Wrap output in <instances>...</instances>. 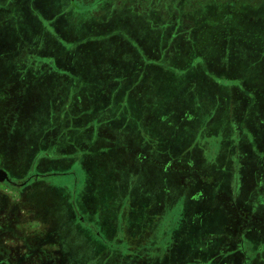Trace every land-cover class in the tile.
<instances>
[{"label":"rangeland","instance_id":"1","mask_svg":"<svg viewBox=\"0 0 264 264\" xmlns=\"http://www.w3.org/2000/svg\"><path fill=\"white\" fill-rule=\"evenodd\" d=\"M253 1L255 5H246L241 10L244 9L247 18L264 20V0ZM123 2L117 1L113 7L91 16L88 11H81L83 7L78 11L70 8L71 0H0V93L6 92L12 83L14 89L22 92L13 113L8 108L4 117L8 138L0 135V169L7 171L14 183H24L28 172L34 176L39 173L38 168L47 169L45 162L40 167L37 166L40 161L33 164L31 158V147L35 150L45 147L54 149L49 150V155L70 151V156H77L71 157L69 163H73L79 185L84 189L90 179L86 181L79 170L80 164L76 163L81 156L88 165L92 164L88 169L94 180L96 166L98 170L107 164V171L114 166L123 183L129 179L130 169H136L137 174L129 182L130 186L136 182L132 199L155 198L160 205L166 203L169 193L170 199L177 195L184 207L192 203L190 198L198 197L203 202L210 199V204L199 206L202 212L189 226L191 235L180 249L185 264H191L197 256L209 260L215 243L205 240V233L221 234L227 220L226 211L214 200L216 190L231 186L238 153L236 175L246 188L260 184L258 178L253 179L260 162L264 174V112L255 100L249 117L240 112L252 103L247 73L257 74L254 79L264 83V25L248 22V28L260 31V38H250L247 47L237 48L235 52L234 43L221 42L215 56L224 62L216 60V67L206 62V57L196 55L206 65H197L199 70H195L189 68L196 61L195 43L188 32L192 30L185 29L174 18L172 14L176 11L160 15L154 11L155 0H136L133 12L131 4L124 6ZM145 4L150 9L145 10ZM172 4L175 9L180 8L178 3ZM161 19L162 23L155 24ZM182 31L186 38L182 51L186 52L181 56L176 51L177 40L172 36L176 32L182 36ZM178 59L183 60L182 66L174 64ZM234 89L242 96L240 102L231 95L236 94L232 93ZM215 94L219 96L217 102L212 100ZM234 104V112L240 116L236 128L239 139L226 143L225 137L214 135L209 150L213 158L207 166L202 150L209 136L203 134V129L210 124L216 133L221 131L218 128L223 122L232 123ZM172 110L184 115V120L180 123L177 118L172 120ZM186 111L191 117H186ZM105 129L112 132L111 137H104ZM228 130L229 125L225 132L229 133ZM60 144L63 146L59 148ZM150 153L151 159H146ZM173 159L176 167L182 166V160L183 164L190 161L207 166L214 180L204 184L205 193L192 179L188 182L186 169L182 171L181 167V172H172ZM51 161L62 162L63 158L55 157ZM70 181L71 177H62L56 183L66 185ZM114 184L102 185L110 196L102 194L98 201L108 203L126 197V189L120 188V195L111 191ZM260 188L264 189V183ZM175 189L179 190L177 194ZM255 191L242 190L240 199ZM53 209L58 210L60 219L69 213L77 219L74 209L65 216L61 208ZM180 217L183 219V215ZM125 224L127 229L130 223ZM179 225V220L170 225L166 218L164 230L170 228L173 233ZM260 236L264 244V233ZM74 239L77 242L76 235ZM77 246L78 243L76 249H69L68 255H62L61 249H52V257L48 254L50 259L44 255L42 260L32 262L26 261V249H0V260H6L7 264H95L97 255ZM99 248L100 254L103 249ZM223 253L224 257L230 256L227 248Z\"/></svg>","mask_w":264,"mask_h":264},{"label":"crops","instance_id":"2","mask_svg":"<svg viewBox=\"0 0 264 264\" xmlns=\"http://www.w3.org/2000/svg\"><path fill=\"white\" fill-rule=\"evenodd\" d=\"M98 1H102L99 2ZM117 1L120 0H71L70 8L75 10H80L81 7H83V12L88 11L87 13L89 15H97L98 11L108 9L106 6L110 4H115ZM77 10V11H78ZM70 11V10H69ZM101 13V12H100ZM215 63V62H214ZM215 65V64H211ZM216 67V65H215ZM199 70V69H195ZM184 73V72H183ZM246 75V74H245ZM250 73H247L246 76H250ZM219 84H222V81H219ZM236 85V84H235ZM8 91H11V87L7 89ZM236 94L234 95L236 101L238 100V92L234 89V92ZM240 93V92H239ZM216 95V94H215ZM214 99H219V96H214ZM217 102V101H215ZM252 105V106H251ZM251 106V107H249ZM248 106V108L245 106L241 109L238 108V110H241L240 112H243L244 115L250 116L249 111L253 109V103H251ZM216 107V105L214 106ZM235 104L232 106L233 113L232 118L233 122L229 124H224V122L219 125V128L221 131L215 133V128L213 125L206 124V128L203 130V134L207 137L204 141V150L203 152V162L207 166H209V159L213 158V152L211 153L210 148L212 144V139L214 135L216 137H225L226 143L229 142L231 139H239L238 132L236 131V128L239 125L238 118L240 116L237 115L234 111ZM225 109V108H224ZM184 109L182 108V113ZM231 111V110H229ZM228 111V112H229ZM176 113H172V120H174V116ZM241 114V113H240ZM231 115V113H230ZM184 115H182V118L180 117L178 120V123L180 121L184 120ZM108 123V122H105ZM194 124V123H193ZM232 124V125H231ZM229 125V133H226L225 130L228 129ZM210 126L209 130L208 127ZM234 127V128H233ZM107 129H105L106 131ZM109 131V130H108ZM210 131V132H209ZM214 131V132H213ZM110 137L112 136V132H110ZM201 135V134H200ZM156 136V135H153ZM201 139V137H200ZM225 140H222L223 142ZM230 140V141H231ZM262 142H264V137ZM63 146V144L59 145V148ZM215 146V144H214ZM231 148V147H229ZM234 148V146H233ZM231 148V149H233ZM230 149V150H231ZM65 151V150H64ZM67 152V151H65ZM64 152V153H65ZM148 152V151H146ZM239 152V151H238ZM70 153V151H68ZM208 154L209 157H208ZM146 159H151V153L145 156ZM206 157V158H205ZM240 152L237 156V163L239 162ZM233 158V157H232ZM53 160V159H52ZM70 160V159H69ZM150 161V160H149ZM232 161V160H231ZM62 162H54L52 161L51 167H47L46 170L40 169L38 172L42 173V175H61L57 177L48 178L45 181V185H39L38 183H32L27 186L23 190H17L14 188L9 187L6 183L0 182V249H61L62 255L69 254V249H76V244L78 243L77 249H89L88 254L95 253L97 257L95 258V261H93L95 264H124L123 260V254H118L117 259L116 253H111L110 251H105V249L101 250L99 254V247H101L100 244V234L103 232H106L107 227L109 229H113L119 234V228H125L126 222H131L133 219V212L134 211H140L142 213V208L140 204L143 205L146 204L145 200H142L141 203H139L138 199H135L132 197L134 196V191L136 190V182L134 180L133 185L129 186L127 188V192H124L127 198L124 200L122 199H115L110 200L108 203H105L102 199L98 201L99 203V209H95L92 207V199L87 200L88 204L86 203V200L83 196H80L81 199L77 200V203L80 201L84 204H87L89 206V211L87 212L88 219H85L84 216H81L79 219L81 223L77 221L75 216H71L69 212L73 210L71 206L73 204L77 206L76 202L72 200V193L77 192V194L82 192L84 195L85 189L82 187V185H79L78 181V173L74 170V167H72V164L66 162L65 164H68V167L62 168L60 167V163ZM152 162V161H150ZM153 163V162H152ZM171 169L174 171L181 172L184 169L187 170V177L189 178L188 182L193 180V182L196 183L201 189L204 187V184L211 183L214 180V176L210 174L208 171L207 166H200L196 165L194 162H188L183 164L182 160V166H175L176 161L175 159L171 160ZM235 164L236 169L233 170L234 177H232V184L228 188H223V190H216L217 195L214 198V200L217 202L219 207H222L226 211V217L227 220L225 222V226L223 227V233L224 231L230 232L234 237L235 235H238L239 238L246 237L247 234H252L254 231L257 232V235L260 236V234L264 233V189H261L260 186L262 183H264V174L261 172V164L259 163L260 168H258V174L254 176L253 179L258 178L260 184H255L250 187H245V182L243 180L238 179L236 175V170L239 168V166ZM44 162L42 160L38 163L37 166H42ZM79 165V164H78ZM36 166V168H37ZM179 170V168H181ZM209 168V167H208ZM79 170H82L85 178V170L83 167V164L80 165ZM224 170H226L224 168ZM7 172V171H6ZM46 172V173H44ZM232 172V171H231ZM8 173V172H7ZM71 173L72 176H67V174ZM133 174H137V170L130 169V178ZM260 175V176H257ZM62 177H71L72 182L66 183V185L58 184L56 183V180L58 178ZM134 177V176H133ZM56 178V179H55ZM55 179V180H54ZM87 181V179H86ZM143 179L141 180V182ZM182 181V180H181ZM181 183V182H180ZM87 185V183H86ZM45 186V187H41ZM247 189V191L256 190V194H253V196H250L252 193H249L248 196H244L243 200L240 199L242 190ZM43 189H46L48 192L45 194ZM174 191L176 194L179 191L178 189H175ZM205 193L206 189H202ZM237 193V194H236ZM90 193H88L89 195ZM132 195V196H131ZM53 198V199H52ZM179 197L177 195L170 199L169 193L167 194V200L165 204H157V200L155 198H152V200L149 199L150 205H154V207L151 208V211H144L142 216L138 217L139 220L143 222L139 223H147L149 221H152L156 214L164 215L168 220L170 225L175 222L176 220H179L180 228L177 230H174L173 233L170 232L168 235V239L170 240V248L173 249L171 251L170 257L164 260L162 264H185L184 263V256L181 255L182 249V243L185 241L186 238H188L191 234L190 232V225L191 223H194L198 215L202 212V209L199 208L200 205H206L207 203L210 204L209 201H200L198 197L195 199L190 198V201L192 203L187 206H182V202L178 200ZM55 200V202H53ZM160 200V199H159ZM178 204V208L176 209L175 205ZM108 204L113 206L110 209L108 208ZM181 205V207H180ZM164 206V207H162ZM55 207L61 208L63 211V214L65 216V213H69V215H66L65 218L60 219L56 209H53ZM124 208L123 210L121 208ZM142 207V206H141ZM205 208V207H204ZM70 209H72L70 211ZM106 210V212H105ZM132 211V213H131ZM183 211V213H182ZM90 212L93 214L89 215ZM62 214V213H60ZM118 215L121 216L120 220L121 223L118 222ZM135 216L137 214H134ZM180 215H183V219L180 217ZM125 217V219H124ZM128 218V220L126 219ZM181 218V219H180ZM124 219V221H123ZM183 221V223H182ZM123 222V223H122ZM130 226V225H129ZM184 226L186 229H184ZM190 226V227H189ZM89 227H92L90 229ZM139 228L138 226H136ZM142 227V226H141ZM183 227V229H182ZM128 229V228H127ZM125 229V230H127ZM142 228H139L138 230H141ZM122 231H125L124 229H121ZM93 231H96L95 235L92 233ZM183 231V235H182ZM128 232V231H127ZM130 233V232H129ZM91 234L94 235L91 238ZM207 236H205V240H211L213 237L216 236V234L211 233H205ZM77 236V242L75 241L74 237ZM202 234L199 238L202 239ZM190 239V238H189ZM227 242V241H226ZM117 245H120L119 242H116ZM99 246V247H98ZM98 249H97V248ZM95 248V249H92ZM98 250V251H96ZM212 256L209 260H203L202 258H198V256L193 260V262H190L191 264H239L235 261H225L222 256L224 255V249H211ZM120 255V256H119ZM220 256V257H219ZM243 257V256H242ZM239 258V257H238ZM125 259V258H124ZM241 259V258H240ZM219 260V261H217ZM223 260V261H222ZM153 264H157L156 261H154Z\"/></svg>","mask_w":264,"mask_h":264},{"label":"trees","instance_id":"3","mask_svg":"<svg viewBox=\"0 0 264 264\" xmlns=\"http://www.w3.org/2000/svg\"><path fill=\"white\" fill-rule=\"evenodd\" d=\"M123 1H124L123 2L124 6L131 4L130 11L135 12L134 4L136 0H123ZM262 1L263 0H261L260 2ZM98 2L100 4V2L102 1H98ZM155 2L157 3H155L154 5V11L156 13H159L160 15L165 14L168 11H176L175 14H172L174 18L178 19V21L181 24L185 25V29L192 30L188 32H191L192 34L191 38L195 43L194 55L206 57L207 59L206 62H209L210 64H214V62L216 60L218 61L219 59L220 61L224 62L221 57L217 58L215 56L216 53H219L217 48L219 47L221 42L234 43L233 47H234V52H235L237 48L247 47L250 41V38H254V39L260 38V35H259L260 31L256 30L254 27L248 28V22H251V21L259 22L260 24L264 25V20L262 18H254V17L247 18L245 13L243 12L244 9L241 10V8L245 7L246 5H252V6L255 5V1L253 0H229V1L219 0L218 2H216L215 0H155ZM251 2H253L254 4H250ZM172 3L174 4L178 3L180 5V8L175 9ZM109 6L113 7L114 4H110L106 6V8H108ZM148 8L150 9V5L145 4V10H148ZM152 16L153 15H151V17ZM169 18H171V16H169ZM164 20L166 21L167 19H163V21ZM160 23H162V19L159 20V22H156L155 24H160ZM178 31L179 30H177V32ZM177 32L173 34L172 38H176L177 40V50L176 51L178 55L180 54L182 56V53L186 52L184 50L182 51V42L186 40V38L183 35L185 32L182 31V36L177 34ZM169 41H174V40H169ZM254 49L257 50L256 46H254ZM192 52L193 51H190L189 53H192ZM235 55H238V54H235ZM178 60L179 61L177 62L175 61L174 64L182 66L183 60H180V59ZM206 62H203L202 59H199L196 56V61L194 65H192L193 67H189V68L198 69L197 65L205 66ZM253 63L257 65L258 61H255ZM163 70L167 71L166 68ZM182 70L184 72L186 68L183 67ZM250 74L251 75L246 78L250 81L248 83V88H249V92L252 95L251 96L252 103L254 104V100H255L256 101L255 103H257V105L260 107V110L264 112V89H263L264 83L262 82L259 83L258 81H256V78L254 79V77H256L257 74H254V73H250ZM262 81L264 82L263 78H262ZM13 86L15 87L14 83L10 85V87H13ZM14 87L13 89H11V91L7 90L6 92L0 93V135H3L4 138H8L7 135L5 134V130L8 124L5 123L4 117L6 116L8 108H9V111L13 113L16 107L17 97L20 96L19 94L22 93L20 90L14 89ZM214 96L212 97L213 101H215ZM238 97H239L238 100H242V96L240 94H238ZM172 103L174 102L172 101L171 104ZM174 105H172V107H174ZM187 112L188 111H186V115H187L186 117H191ZM172 113H176V112L172 110ZM180 117L182 118L181 115H177L176 113L174 116V120H176V118L179 120ZM105 132L106 133L104 134V137H110L109 131L106 130ZM9 139H12V138H9ZM29 144L31 146L30 142ZM49 150L54 151V149H46L45 147L43 148V150L42 149L35 150V148L31 147V151H32L31 158H32L33 164L34 162H38L42 160V162H45V165H44L45 167H51V163H52L51 160L54 159L55 157H58V158H63L64 164L60 163V167L65 168V167H68V164H65V163L70 161L69 159L71 157H74V158L77 157V156H70V153L61 154L58 151H56L52 155H49L48 154ZM79 158H81V160L80 161L77 160L76 163L80 165L83 164V167L85 170V179L87 180L90 179V183H87L89 185H87L86 189L84 190L85 191L84 195L82 194L83 191L80 192V194L79 193L77 194V192L72 193V200L76 202V204L78 205L75 206L73 204V206L71 207L74 209V213L77 214V221L81 223L79 219L81 216H84L85 219H88L87 212L89 211L88 209L89 206L87 205L88 204L87 200L93 199L92 207L97 210L99 209L98 199L102 196V194L103 195L107 194L106 195L107 197L110 196V192L106 191L105 189H102L103 188L102 185L106 183H113V184L115 183L111 191L115 190L116 192L114 194L118 193L120 195V191H121L120 188L128 190L127 188H129L130 186L129 185L130 180L128 179L125 183H123V178H122V175H120V172L115 171L114 166L112 167V170L107 171V164H105L104 168L102 169L98 168L99 172L96 166V170L94 173L97 175V178L94 180V178L92 177V172H90V170L88 169V167L92 166V164L88 165L86 163L87 161L85 160L86 159L85 157L81 156ZM103 158L106 160V156H103ZM33 164L31 166L32 168L35 167V165L33 166ZM107 172H111L112 174L106 175ZM41 174L42 173L40 174L35 173L33 176V173L30 174L28 172L23 186L25 187L32 183H36V184L38 183L39 185H41L40 183H42V185H45V181L48 178H51V176L52 177L61 176V175H52V174L50 175H41ZM98 175H100V179ZM67 176H72V174L69 173L67 174ZM90 184H92L91 187H90ZM41 187H45V186H41ZM43 191L45 192V194L48 193L46 189H43ZM88 193L90 194L88 195ZM79 195L83 196L85 200L87 199L86 200L87 204H84L80 201L77 203V200H79V198L81 199ZM126 198L127 196L123 199L125 200ZM111 207L113 208V206L108 204V208L110 209ZM71 210L72 209H70V211ZM71 212H73V210ZM91 214L93 213L90 212L89 215ZM92 233L95 235L96 231H93ZM26 251H27L26 252L27 262L42 260L44 255L45 256L47 255L46 259H50L48 254L50 255V257H52V249H26ZM60 252L62 253V251ZM60 260L61 258L58 261ZM0 264H7L6 260H3V261L0 260Z\"/></svg>","mask_w":264,"mask_h":264},{"label":"flooded vegetation","instance_id":"4","mask_svg":"<svg viewBox=\"0 0 264 264\" xmlns=\"http://www.w3.org/2000/svg\"><path fill=\"white\" fill-rule=\"evenodd\" d=\"M9 178L11 181L6 183L9 187L17 190H23L25 188L23 186L24 183L16 184L13 182L10 175ZM141 201L142 200L140 199L139 203H141ZM146 203L147 205L141 203L140 205L142 207L139 206L142 208V213H140V211L133 212V219L131 221L133 223H130L127 230L121 228L125 230L122 231L119 228L118 234L116 229L114 231L107 227L106 232L100 234L101 248L105 249L107 252L110 251L111 253H116L115 260L117 259L118 254L121 255V253L125 254L122 260L124 264H153L154 261H156L157 264H162L167 257H170L173 249L170 248L171 246L168 235L170 234L171 229L168 228V230H164L166 217L160 213L156 214L152 221L139 223L143 221L139 220L138 217H140V215L142 216L144 211L149 212L151 211V208L154 207V205H150L149 197H147ZM121 209L123 210L124 208L122 207ZM134 214L137 215L135 216ZM120 218L121 216L118 215V222L121 223ZM136 226L142 229L138 230L139 228ZM89 228L92 229V227ZM117 241L120 245L116 244ZM211 242L215 243L212 249L225 250V248H227V255L230 256L224 257V255H220L224 259L232 258L229 261H235L239 264H264V244L262 237L257 235V232L255 231L242 238H239L238 235H235L234 237L230 232L224 231L223 233L222 231L221 234L213 237Z\"/></svg>","mask_w":264,"mask_h":264},{"label":"water","instance_id":"5","mask_svg":"<svg viewBox=\"0 0 264 264\" xmlns=\"http://www.w3.org/2000/svg\"><path fill=\"white\" fill-rule=\"evenodd\" d=\"M10 181L9 174L5 170L0 169V182L9 183Z\"/></svg>","mask_w":264,"mask_h":264}]
</instances>
